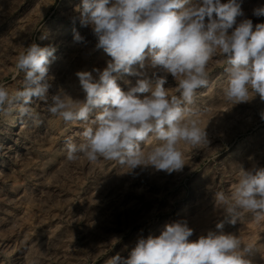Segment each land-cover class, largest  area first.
Returning a JSON list of instances; mask_svg holds the SVG:
<instances>
[{"label": "rangeland", "instance_id": "obj_1", "mask_svg": "<svg viewBox=\"0 0 264 264\" xmlns=\"http://www.w3.org/2000/svg\"><path fill=\"white\" fill-rule=\"evenodd\" d=\"M81 6L82 0H0V83L10 91L21 87L18 54L32 43L51 46L49 96L62 91L83 101L76 73L90 71L98 79L93 69L102 71L111 57L96 49L91 26H81ZM260 6L264 0H242L244 15L237 22L264 23V16L253 15ZM74 32L84 34L83 40L76 41ZM224 66L222 56L213 58L209 85L196 97L208 145L181 144L185 165L171 174L151 166L125 173L115 162L89 163L83 156L68 161L65 138L79 141L83 128L64 124L35 97L31 107L38 120L19 113L0 119V264H106L117 253L127 258L140 238L159 236L167 224L187 223L190 240L216 231L223 209L215 192L229 193L241 167L264 168V101L257 95L244 103L226 102ZM136 79L124 75L117 83L127 91L126 82L134 85ZM165 87H176L170 74ZM262 223L245 214L223 229L257 246L248 257L252 264H264Z\"/></svg>", "mask_w": 264, "mask_h": 264}, {"label": "clouds", "instance_id": "obj_2", "mask_svg": "<svg viewBox=\"0 0 264 264\" xmlns=\"http://www.w3.org/2000/svg\"><path fill=\"white\" fill-rule=\"evenodd\" d=\"M78 11L81 26L92 28L96 49L111 57L102 71L93 69L98 79L90 71L76 73L83 101L62 91L49 96L51 46L32 43L18 54L21 87L10 91L0 83V119L19 113L38 120L31 107L35 97L64 124L83 128L79 141L65 138L68 161L83 156L89 163L115 162L125 173L148 166L169 174L182 170L181 144L208 145L198 118L204 110L195 102L209 85V64L218 55L225 65V101L234 105L257 95L264 101V23L237 22L244 15L242 0H82ZM253 15L264 16V6ZM74 39L83 37L76 33ZM169 74L174 91L165 87ZM124 75L137 77L134 85L126 82L127 91L117 83ZM260 116L264 119V111ZM215 201L223 209L216 231L190 240L193 229L187 223L167 224L159 236L140 238L127 258L117 253L106 264H252L248 257L257 246L223 229L245 214L264 220V168L241 167L231 191H216Z\"/></svg>", "mask_w": 264, "mask_h": 264}, {"label": "bare ground", "instance_id": "obj_3", "mask_svg": "<svg viewBox=\"0 0 264 264\" xmlns=\"http://www.w3.org/2000/svg\"><path fill=\"white\" fill-rule=\"evenodd\" d=\"M75 24H76V23H75ZM76 26H77V24H76ZM79 29H80V28H79ZM81 31H82V30H81ZM74 33H75V32H74ZM81 33H82V32H81ZM83 33H84V32H83ZM75 34H76V33H75ZM83 35H84V34H83ZM83 35H82V36H83ZM82 36H81V37H82ZM73 41H74V40H73ZM74 42H75V41H74ZM74 42H73V44H74ZM82 44H83V43H82ZM80 45H81V44H80ZM78 46H79V45H78ZM49 68H50V67H49ZM19 125H20V124H19ZM20 127H21V126H20ZM12 152H13V151H12ZM195 220H198V219H195ZM195 220H194V221H195ZM201 220H202V222H203V219H201ZM205 220H206V219H205ZM197 222H198V221H197ZM199 223H200V221H199ZM254 224H255V223H254ZM262 224H264V223H262ZM250 226H251V225H250ZM260 227H261V226H260ZM245 228H246V227H245ZM255 228H256V227H255ZM258 230H259V229H256V231H258ZM256 231H255V232H256ZM252 232H253V231H252ZM249 233H250V232H249ZM256 233H257V232H256ZM252 236H253V235H252ZM252 236H251V237H252ZM253 237H254V236H253ZM247 238H248V236H247ZM245 239H246V238H245ZM249 242H251V241H249ZM5 247H6V246H5ZM262 248H264V247H262ZM258 259H259V258H258Z\"/></svg>", "mask_w": 264, "mask_h": 264}]
</instances>
